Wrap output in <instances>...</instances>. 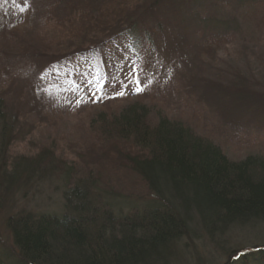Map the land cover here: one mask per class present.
I'll list each match as a JSON object with an SVG mask.
<instances>
[{"label": "trees", "instance_id": "1", "mask_svg": "<svg viewBox=\"0 0 264 264\" xmlns=\"http://www.w3.org/2000/svg\"><path fill=\"white\" fill-rule=\"evenodd\" d=\"M210 1L212 5L207 4L209 0H28L25 6V0H0V11L15 10L23 24L32 18L35 24H43L42 32H33L40 44H61L58 49L44 51L48 55L34 54L37 63H31L35 68L32 82L46 83L44 77L51 66L57 69L65 63L95 61L100 65L83 74L88 86L95 87L106 79L117 81L124 72L133 83L138 80L137 69L123 66L139 51L148 57V63L162 60L165 65L162 74L147 75L153 81L146 83L147 87L153 85L161 100L167 98L162 93L165 88L171 91L172 99H168L173 105L190 102V108L182 106L188 114L194 107H207L213 120L218 117L224 126L229 119L240 121L251 114L264 122V92L258 97L248 92L242 78L237 83L234 78L231 84L224 83L226 71L218 70V84L203 79L200 72L201 58H214L208 54L206 42L221 50L235 31L228 36L231 31L223 24L224 29L218 32L222 35L199 36L203 44L191 47L181 42L190 26L194 27V36L200 35L213 19L218 23L216 19L223 18L226 9L235 11L233 18L244 17L261 30L264 0ZM209 12L212 18H208ZM169 32L177 35L179 43L167 38ZM159 55L166 59L155 60ZM247 57L243 54L241 59ZM106 67L110 69L105 71ZM259 70L264 71V65ZM259 70L257 77L264 87V76L260 75L264 72ZM51 79L61 82L54 76ZM3 83L7 85V80ZM3 83L0 80V208L11 203L12 193L47 177L62 188V208L56 214L9 216L6 225L13 248L0 244V264H181L190 243L208 240L215 246L238 231L264 226V153L241 161L228 159L211 138L196 133L201 132V124L204 130H213L209 113H205L206 120L203 116L206 124L195 111L196 125L191 126L184 118L167 116L168 109L160 104L161 113H155V108H148L146 103H126L117 114L97 116L100 127L92 125V135L101 145L69 144L67 149H72L70 155L76 160H72L75 165L67 166L55 162L57 155L64 157L63 149L55 146L29 157L12 154L19 129L14 125L15 118L9 123V116L21 99L12 87L5 93ZM141 90L133 88L129 93L136 98ZM181 92L190 99L180 97ZM91 101L81 97L70 101L65 110L51 108L53 113L64 114ZM17 115L19 119L21 114ZM38 125H44L40 118ZM106 165L115 166V176L121 180L127 178L126 174L133 175L142 186L137 194L147 193V201L126 204L131 212L119 218L111 212L124 207L113 200L108 202L117 181L99 171ZM128 197L143 198L134 194ZM258 263L264 264V246L235 252L215 264Z\"/></svg>", "mask_w": 264, "mask_h": 264}, {"label": "rangeland", "instance_id": "2", "mask_svg": "<svg viewBox=\"0 0 264 264\" xmlns=\"http://www.w3.org/2000/svg\"><path fill=\"white\" fill-rule=\"evenodd\" d=\"M235 1L236 0H230V2L234 3ZM259 1H257L256 4ZM262 1L263 0L259 3ZM212 3L213 2L209 0L207 4L212 5ZM5 4L8 9L9 3ZM204 9H206V7ZM232 10L226 9V11H222V13L226 15L221 19H216L220 25L213 22V19L212 23L210 22L207 24L206 29H204V32H201L200 35L194 36V27L190 26L186 36L182 37L181 42H186V44L191 47H193L194 44H203L204 42L199 41V36L205 33L206 38H208L209 35L222 31V29H224L222 27L223 24L231 31L228 33V36L230 34L232 35L234 33L233 31H235L236 35L231 38L232 40L228 46L221 50H217L215 46H210V44L205 41L210 49V53L207 50L208 54H211L214 58L211 59V61L203 56L198 62L202 69L200 72L204 77L203 79H208V81L218 84L220 82L216 80V78H219L217 76L218 70L226 71L227 75L224 77V83L231 84L233 78L234 83H237V81H240L239 78H242L244 88L248 89V92H254V95L258 97V93L264 92V90H262L264 89L262 86L263 82L257 77L258 70L264 65V27L259 30L256 24L244 17H240V19L233 18L235 11L232 13ZM2 11H0V80L2 83L4 80H7V85L3 83L5 93L12 87L11 91L13 90L15 95H19L21 99V102L16 105L17 108H14L9 116V123H11V119L15 118L14 125L19 129L12 147V154L14 156L29 157L30 154H34L38 152V150L51 149L55 146L56 148H60V150L63 149L62 156H64L62 159L56 153L57 160L55 162L59 164L62 163L61 165L66 164L67 166H72L74 164L72 160L76 159H74L73 155H70L72 154V149H67L69 144L72 145L75 143L84 145L85 147L101 145L92 135L94 129L92 125L97 124V116L100 114H105L107 116L117 114L121 111L122 107L126 106V103L132 104L135 102L146 103L148 104V108L154 107L155 109H152L155 113H157V111L161 113L157 105L160 104L165 109H168V112H166L167 116L174 117L172 119L176 120H182V118H184L191 122V126H193V124L196 125L195 119H193L195 111L199 112L201 121L206 124L205 113H209V119L212 125L211 128L213 130L206 127V129L209 130L206 131L203 129L204 125L201 124V132L196 133L200 134L202 137L207 136V138H211L213 142L221 147L226 157L233 161H241L246 158V156H257L256 153H264V122L258 121V115L251 114L253 116L249 115L235 122L229 119L228 122L226 120L227 125L224 126L223 122L220 121L218 117H214L213 120V114L208 111L207 107H200L201 109L194 107V110H191L188 114L182 109V106L190 108V102L184 101L179 102L178 105H173L169 100L172 99V97H169L171 91H167V89L163 88L162 93L167 98L164 97L165 99L161 100V98L158 97V92L153 89L152 84L147 87L146 83L153 81L151 79L149 80L147 75H152L154 77L165 71V65L160 58L166 59L165 56H156L155 60L159 59L161 61L153 64L148 63V57L140 55V52L137 51L136 57L134 56L132 61H129L124 66L122 65L126 69L130 67L137 69L138 80L136 79L133 83L130 77L124 72V74H120L124 77L117 76V81L106 79V82L102 83L100 81H102L103 76H101L99 77L101 80L98 78V82L100 83H97L95 87L88 86V84H85L87 82L83 74L87 73L89 68H97L96 66L100 65L95 61L83 64H80V62L77 64L65 63L57 69L51 66L44 77L46 83L42 82L37 84L36 82H32L35 68L31 66V63H37L35 60L37 57L35 55L41 52L48 55L44 51L47 50L49 52V50L58 49L61 47V44L57 43V41L53 43V45L40 44L36 41L33 32L35 30L42 32L43 24H40L39 21L35 24V19L32 20L33 18L29 19V22L26 24H23V21L21 22L20 20L21 18L15 16V10L14 12L11 10L9 13ZM208 14V18H212V13L209 12ZM174 34L173 32L167 33V38L170 40L171 38H175L179 43L177 35ZM219 34L222 35V33L216 35ZM221 35L219 37H221ZM210 38L214 39V37ZM207 40L210 41L209 39ZM115 50L117 52L119 49ZM243 54H245V57L248 55L247 59H241ZM110 59L111 57L107 58V60L110 61V65H112L113 60ZM117 64V61H115V69L118 68ZM226 68H229V70H226ZM109 69L110 67L104 68L105 71ZM259 71L264 72L263 70ZM235 73L237 75H235ZM260 75L264 76L263 73ZM53 76L55 78L57 77L61 82L59 84L56 83L51 79ZM158 79L160 82H163L161 78ZM158 79L155 80L157 81ZM72 81L75 85H70ZM170 82L176 84L174 80ZM63 83H65L66 88ZM8 85L11 86L8 87ZM141 85H144V87H142L143 89L140 91L139 97L137 96L134 98V95L129 92H131L133 88L137 89L138 86L141 89ZM119 93H123V95ZM179 94L180 97L184 99H190L185 92ZM120 96L123 97L120 98ZM81 97L88 98L92 101L84 102L82 105L83 108L74 111L68 110L64 114H58L56 111L53 113V107L57 110H65L70 104V101L74 99L79 100ZM51 106L53 107L51 108ZM19 113L21 117L18 119L17 114ZM39 118L43 120L44 125L37 126V120ZM48 120H52V122L49 121L51 125L48 123ZM24 121L27 122V124L24 125ZM213 126L217 128L218 132ZM38 127H40V129H38ZM96 127L100 126L97 124ZM226 133L227 136H229L228 139H226ZM109 166L110 165L102 166L99 168V171L107 174L109 177L115 178L117 181L116 187L118 190L114 187V190L111 188L110 197H108V202L110 204L111 200L115 201V204L126 207L123 208V210L124 213H127L130 203L142 205L143 202L147 201L146 197H144L147 196V193L137 194L142 190L140 189L142 186L138 184V181H136L133 175L126 174L127 178L121 180L115 176L117 175L114 169L115 166L112 165L113 168ZM50 178L51 177H47L46 179L38 180V184L34 186H29V184L25 189L16 191L15 195L13 193V196L9 195L10 198L13 197L11 198V203L7 207L0 208L1 245L8 247V249L13 248L6 225L9 216L17 218L28 214L40 215L59 211L62 206V188L54 179L50 182ZM132 194H134V196H143V198H129L128 195ZM129 212L131 211L129 210ZM263 246L264 226H259L258 228H254L253 226V228L251 227L236 232L228 239L224 238L222 244L218 243L215 246L208 240H199L190 243L189 248L186 247L189 252L184 253L180 263L205 264L208 262L215 264L216 262H224L229 255L235 254V252H245V250L248 251L256 247L258 249Z\"/></svg>", "mask_w": 264, "mask_h": 264}, {"label": "bare ground", "instance_id": "3", "mask_svg": "<svg viewBox=\"0 0 264 264\" xmlns=\"http://www.w3.org/2000/svg\"><path fill=\"white\" fill-rule=\"evenodd\" d=\"M61 208L62 207H60V209H59V211L61 210ZM124 208H126V207H124ZM128 210V212H127V214L129 213V208L127 209ZM131 210V209H130ZM58 211V212H59ZM58 212H55V213H53V214H56V213H58ZM49 214H52V213H49ZM124 214H126V213H124V210H120V212L119 211H112L111 212V215L113 216H115L116 218H119V217H122V216H124Z\"/></svg>", "mask_w": 264, "mask_h": 264}, {"label": "snow or ice", "instance_id": "4", "mask_svg": "<svg viewBox=\"0 0 264 264\" xmlns=\"http://www.w3.org/2000/svg\"><path fill=\"white\" fill-rule=\"evenodd\" d=\"M14 2H15V0H14ZM28 5V0H25V6H27ZM21 11H24V7H21ZM101 87H102V85H101ZM99 90V89H98ZM137 90L139 91V90H141L140 88H139V86H138V88H137ZM120 95H123V93H119Z\"/></svg>", "mask_w": 264, "mask_h": 264}]
</instances>
